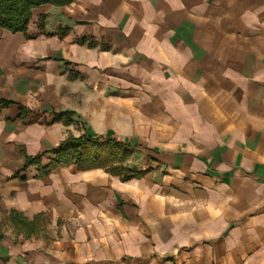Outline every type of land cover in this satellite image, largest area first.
Returning a JSON list of instances; mask_svg holds the SVG:
<instances>
[{
	"label": "crops",
	"instance_id": "obj_1",
	"mask_svg": "<svg viewBox=\"0 0 264 264\" xmlns=\"http://www.w3.org/2000/svg\"><path fill=\"white\" fill-rule=\"evenodd\" d=\"M0 102V264H264V0L42 5L0 28ZM83 135L135 175L26 168Z\"/></svg>",
	"mask_w": 264,
	"mask_h": 264
},
{
	"label": "trees",
	"instance_id": "obj_2",
	"mask_svg": "<svg viewBox=\"0 0 264 264\" xmlns=\"http://www.w3.org/2000/svg\"><path fill=\"white\" fill-rule=\"evenodd\" d=\"M72 2L73 0H0V28L12 33H26L34 9L46 4L61 7ZM6 105V102H0V108ZM57 118L61 119L62 115H58ZM66 122L71 123L72 120L69 118ZM53 154L55 158L48 166H42L41 157H36L28 159L26 168L30 165H39L40 175L45 176L54 167L75 163L82 170L103 168L113 175L123 176L124 179L135 175L134 171L123 166L131 152L124 143L116 140H104L100 136L83 135L79 138L71 136L55 148ZM40 220L38 217L31 222L15 211L10 215L11 224L28 236L38 233ZM1 227L0 224V239L4 236Z\"/></svg>",
	"mask_w": 264,
	"mask_h": 264
},
{
	"label": "rangeland",
	"instance_id": "obj_3",
	"mask_svg": "<svg viewBox=\"0 0 264 264\" xmlns=\"http://www.w3.org/2000/svg\"><path fill=\"white\" fill-rule=\"evenodd\" d=\"M0 224L2 225L1 229H2V232H3V229L6 226V224H4V222H2V221H0Z\"/></svg>",
	"mask_w": 264,
	"mask_h": 264
}]
</instances>
